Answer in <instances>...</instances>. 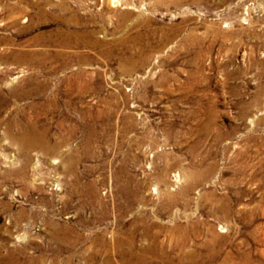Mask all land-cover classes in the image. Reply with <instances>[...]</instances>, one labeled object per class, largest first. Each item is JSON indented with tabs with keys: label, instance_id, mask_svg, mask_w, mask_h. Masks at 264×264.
Listing matches in <instances>:
<instances>
[{
	"label": "rangeland",
	"instance_id": "374dc122",
	"mask_svg": "<svg viewBox=\"0 0 264 264\" xmlns=\"http://www.w3.org/2000/svg\"><path fill=\"white\" fill-rule=\"evenodd\" d=\"M0 264H264V0H0Z\"/></svg>",
	"mask_w": 264,
	"mask_h": 264
},
{
	"label": "bare ground",
	"instance_id": "6f19581e",
	"mask_svg": "<svg viewBox=\"0 0 264 264\" xmlns=\"http://www.w3.org/2000/svg\"><path fill=\"white\" fill-rule=\"evenodd\" d=\"M226 209H227V207H225ZM184 228V227H183ZM216 235V234H215ZM206 244V243H205ZM210 248H212V247H210ZM209 249V248H208ZM213 250V249H212ZM208 252H210V251H208ZM211 253V252H210Z\"/></svg>",
	"mask_w": 264,
	"mask_h": 264
}]
</instances>
